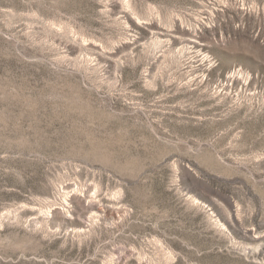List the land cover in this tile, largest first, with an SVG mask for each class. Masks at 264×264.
<instances>
[{
    "label": "rangeland",
    "instance_id": "rangeland-1",
    "mask_svg": "<svg viewBox=\"0 0 264 264\" xmlns=\"http://www.w3.org/2000/svg\"><path fill=\"white\" fill-rule=\"evenodd\" d=\"M0 264H264V0H0Z\"/></svg>",
    "mask_w": 264,
    "mask_h": 264
}]
</instances>
